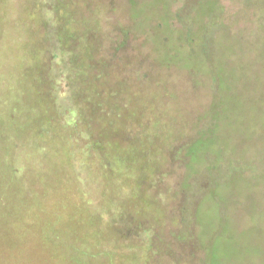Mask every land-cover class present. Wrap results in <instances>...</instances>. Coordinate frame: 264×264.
I'll list each match as a JSON object with an SVG mask.
<instances>
[{
  "label": "rangeland",
  "instance_id": "obj_1",
  "mask_svg": "<svg viewBox=\"0 0 264 264\" xmlns=\"http://www.w3.org/2000/svg\"><path fill=\"white\" fill-rule=\"evenodd\" d=\"M1 10L0 93L47 30L54 90L70 82L62 57L91 44L108 64L105 110L119 106L110 117L122 122L101 123L99 151L71 126L62 94L63 129L16 150L34 217L0 212V264H44V248L47 264H264V0H0ZM68 17L74 40L60 47L56 24ZM111 147L126 152L117 163ZM130 187L149 205L140 214ZM124 205L131 214L113 212Z\"/></svg>",
  "mask_w": 264,
  "mask_h": 264
},
{
  "label": "trees",
  "instance_id": "obj_2",
  "mask_svg": "<svg viewBox=\"0 0 264 264\" xmlns=\"http://www.w3.org/2000/svg\"><path fill=\"white\" fill-rule=\"evenodd\" d=\"M62 14L65 16L66 12L61 8V6L54 8V17H56V19L63 17ZM4 20V13L2 14L1 10L0 42ZM67 20H69V17L62 21L65 23L56 24V34L59 35L57 41L60 43V47H63V45H66L70 43V41L74 40V37L67 33L68 31L65 28ZM49 37L50 36L47 30H44L42 39H40V44L37 46V49H39L38 52L32 56L28 63L23 64L19 68V72L13 81L8 85L6 84L4 91L0 93V165H8L9 168L8 182L6 183L5 181L0 184V194H6L4 197H0V212H6L7 208L13 209L15 207L16 211L14 210L15 212H12L11 215H21V212L25 211V219L28 222H30V219L34 216L28 213V200L26 197L23 199L21 194H19V189L23 187L21 182L22 180L16 178V173L11 165H13L17 148L25 145L30 137L29 135H33L36 132L38 134L48 133L50 131L53 133L57 132V130L61 131V129H63L62 126L57 124V122L59 123L57 120L62 114V111L68 107L67 102L66 105L60 103L62 96L65 94L64 96H66L69 101L71 100L74 106L72 111L74 119L70 123L71 126H73L76 130L83 129L85 132L87 129L90 132L89 134H92V137H96V141L93 142V146L99 151L104 150L106 148L105 146L108 147L104 140L101 139V136H99L102 128H104L101 126V123L107 122L105 123L106 129H112L114 123L122 122V118H116L114 121L110 117L111 115L117 113L116 111L119 110V106L114 107V109L109 112L105 110V107H109L111 102L110 94L108 96L109 101H107V105L105 106L103 96L105 91L104 84L106 67L108 64L97 58L96 55H93V47L91 44H87L86 47L83 48L82 52H79V54L72 51L70 53H66L65 57H62L60 60V72L62 74L66 73L70 82L68 83V88L65 93H58L54 90L52 86L54 76L51 74V61L54 57L53 55L55 54L46 48V42L48 41L45 39H49ZM73 64L79 65V68L75 71L72 70L74 67ZM89 67L97 70L100 69L98 72L99 75L97 74L95 79L93 78L88 80L87 70L90 69ZM75 80L77 81V85H75ZM100 84H102L101 87ZM87 90L90 92L88 93ZM88 94L91 95L89 100L87 98ZM72 98L74 100H72ZM54 126L60 129H54ZM115 145H117L116 142ZM111 150L114 155V161L117 163L118 161L116 158L119 157V152L121 151H119L118 148H112ZM121 153L126 154L125 151ZM124 159L127 160V158ZM133 162L134 160L130 163ZM139 169H141V173ZM138 170L139 172L136 174V177L133 173L131 175L132 180H135L136 183L139 180H143L147 173V168L143 165H140ZM139 175L141 176L139 177ZM14 179H16V181H14ZM130 189V198L134 200L133 206H117L113 209L114 213L130 212L129 209H131L132 206L133 209L140 214L144 209L149 207L148 203L145 200H142L143 196L140 194L139 190H135L132 187H130ZM113 199L114 197L111 198L109 196L104 199V202L106 200L110 201ZM23 204L25 206H23ZM151 208L152 210L153 208L156 209V207ZM33 223L31 225H33ZM41 250L43 256L41 261L42 263L47 264L53 258L51 256L52 253L45 248ZM39 260L40 257L38 261Z\"/></svg>",
  "mask_w": 264,
  "mask_h": 264
}]
</instances>
